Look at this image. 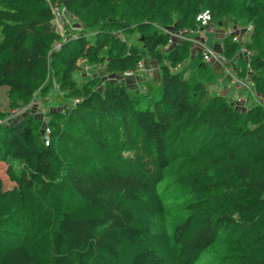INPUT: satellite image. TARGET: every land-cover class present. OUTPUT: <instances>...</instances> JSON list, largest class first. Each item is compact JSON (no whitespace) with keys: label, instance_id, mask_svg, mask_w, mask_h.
I'll return each instance as SVG.
<instances>
[{"label":"trees","instance_id":"16d2710c","mask_svg":"<svg viewBox=\"0 0 264 264\" xmlns=\"http://www.w3.org/2000/svg\"><path fill=\"white\" fill-rule=\"evenodd\" d=\"M55 3L83 25L75 39L62 40ZM202 3L221 26L254 25L248 46L264 94V0H0V87L11 106L28 104L51 75L64 105L44 122L0 114L10 184L0 177V206L17 209L0 219V264H197L220 243L234 264H264V109L211 90L223 70L200 55L189 78L175 72L191 45L167 48L159 29L195 28ZM223 43L233 59L239 45ZM146 59L158 80L119 82ZM96 63L116 79L79 83L75 73ZM178 163L176 182L192 200L170 231L156 230L168 208L162 186Z\"/></svg>","mask_w":264,"mask_h":264},{"label":"rangeland","instance_id":"374dc122","mask_svg":"<svg viewBox=\"0 0 264 264\" xmlns=\"http://www.w3.org/2000/svg\"><path fill=\"white\" fill-rule=\"evenodd\" d=\"M202 7L210 8V6L206 5L205 3H202ZM172 13H174V10H172ZM70 20V19H68ZM70 27L71 29H67L64 35H61L62 40H68V39H75L74 35L76 28L83 29V25L81 23L75 22L73 20H70ZM246 24V23H241ZM234 26V25H232ZM231 26V27H232ZM169 27V26H168ZM213 29H210V28ZM227 28L226 31L230 30V28ZM172 29V27H169ZM205 32V36L208 38V44L213 47L214 49L219 50V40L216 36V31L220 29V24H218L215 19L212 25L210 26ZM116 32V31H115ZM81 33V31H80ZM79 35V33H77ZM91 34H88V37H90ZM122 39H124V36H120ZM59 42H56L53 47L54 49H59L61 47V44L59 45ZM150 59L144 60L145 63V69L144 71H138L134 74V76L129 80L128 83H130L131 87L136 89L138 87H144V84L146 81L150 79H155L156 77L153 76L152 67H150ZM200 62L199 55L196 54V49L194 47H191V52L189 57L183 62V67L180 69V73L183 78H189L191 74L198 68ZM87 64H84L78 72L75 73L76 79L79 83H82L85 78L91 77L96 78V85L98 87H102L103 83L106 82L109 79H112L113 76L110 75L109 72H107V66L105 63H96V64H90L93 67V71L86 73L84 70V67ZM52 70V69H51ZM53 72V71H52ZM52 76V75H51ZM49 77V80L45 83H43L34 93L33 98L36 99L37 105L33 106L30 105L26 111L23 113H16L15 107L11 106V97L9 88L7 87H0V114H3L5 117L3 118L2 122H7L12 119H17L19 117H22L24 115H31L35 117L36 119H39L41 121H45L49 115V113L55 109H63L64 105L61 103V101L58 100V94L60 93V89L57 86L56 82L52 79V77ZM117 78L121 79V76H118ZM141 79V81H140ZM218 82V81H217ZM217 84V83H216ZM211 90L214 92L221 93V89H216V85L212 84L209 86ZM242 108V107H240ZM0 122V123H2ZM46 125L43 123L42 130ZM6 169L7 164L0 162V177L3 179L6 186H9V180L6 175ZM183 170L181 168V164H176L173 168H171L167 175L168 179L165 182V184L162 186V193L165 195L166 202L168 205L167 212L164 216L157 217L153 220L154 227L156 230H167L170 231L172 226L178 222L180 219H182L185 215H187L186 212V205L192 200L189 192L183 188L180 187L179 184L176 182V177L181 173ZM59 195H54L52 202V207L60 208L62 204V198L60 197L61 202L59 205H57V201L59 200ZM15 212H17V209L14 207ZM12 207L7 210L5 206H0V219L6 221H11L12 216L11 212L14 210ZM23 211V210H22ZM9 215L4 219V216ZM34 215L33 214H25L23 215V219L27 221L33 220ZM17 218V213L16 217ZM3 223H5L3 221ZM6 225V224H5ZM3 224V226H5ZM26 225H29L31 227V222H26ZM7 231H5V234L7 235ZM231 253L228 250V248L224 244H217L208 252H206L202 258L199 260L197 264H234L233 261L230 260Z\"/></svg>","mask_w":264,"mask_h":264},{"label":"built area","instance_id":"2783aa9c","mask_svg":"<svg viewBox=\"0 0 264 264\" xmlns=\"http://www.w3.org/2000/svg\"><path fill=\"white\" fill-rule=\"evenodd\" d=\"M51 9L54 15V23L61 35H64L68 28L71 29L70 20L81 23L74 15L57 3L51 5ZM195 21V28L175 30L173 27L170 29L168 26L159 27L163 33L169 36L167 48L179 43L188 42L191 47L196 49V54L200 55L202 62L211 68H221L223 70V75L221 77L227 80L238 92L237 99L231 102L242 108L257 105L264 109V94L257 90L256 84L253 80L254 71L251 66V59L252 56L255 55V51L251 50L248 46L254 31V25L252 23H246L243 25L240 22L234 24V26L228 31H226V27L220 26V29L224 32L223 38L230 36L232 40L239 45L235 57L233 59H228L224 54L223 41L219 45V50L214 49L207 42L208 38L205 36V32L214 22L211 9L205 7L200 10L196 15ZM82 30L83 29L76 28L75 32L79 33ZM74 36H76V34ZM242 61L244 63H242ZM182 65L183 63L177 64L174 68L175 72L178 73L182 68ZM145 66L144 60H139L134 68L123 71L121 79L118 78L119 82L124 83L128 81L136 72L144 71ZM91 68L92 66L87 64L85 65L84 70L88 73L91 72ZM113 78L116 79L115 77ZM37 104L36 99L32 98L28 104L16 108L15 112L17 114L23 113L30 105L35 106ZM45 133L47 135L50 133L48 127L45 128Z\"/></svg>","mask_w":264,"mask_h":264},{"label":"crops","instance_id":"0c3cea01","mask_svg":"<svg viewBox=\"0 0 264 264\" xmlns=\"http://www.w3.org/2000/svg\"><path fill=\"white\" fill-rule=\"evenodd\" d=\"M241 23H244V22H241ZM210 29H213V28L211 27ZM216 34H217L216 37L218 39H220L219 42H218L219 45H220L221 42L224 39L223 38L224 32H223V30L218 29L216 31ZM150 67H152V71L151 72H153V76H155V77L157 76L154 80H158L159 76H160V72H159V68H158L157 64L155 62L151 61L150 62ZM182 67H183V65H182ZM129 80H128V82H129ZM140 81H141V79H140ZM217 81H218L217 84H215L216 85V89H217V87H219L218 89H221V91H220L221 93H219V92L218 93L220 95H222V96L227 97L229 101H233V100L235 101L237 99V97H238V95H237L238 92L236 91V89L227 80L223 79L222 77H219ZM141 84H143V83L141 82ZM241 96H243V95H241Z\"/></svg>","mask_w":264,"mask_h":264}]
</instances>
